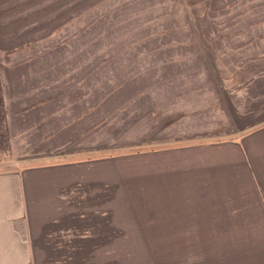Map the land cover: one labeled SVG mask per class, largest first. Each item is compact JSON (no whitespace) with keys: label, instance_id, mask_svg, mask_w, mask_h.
Returning a JSON list of instances; mask_svg holds the SVG:
<instances>
[{"label":"crops","instance_id":"1","mask_svg":"<svg viewBox=\"0 0 264 264\" xmlns=\"http://www.w3.org/2000/svg\"><path fill=\"white\" fill-rule=\"evenodd\" d=\"M249 74L198 89L196 128L147 150L0 169V264H124L141 248L264 264V65Z\"/></svg>","mask_w":264,"mask_h":264},{"label":"rangeland","instance_id":"2","mask_svg":"<svg viewBox=\"0 0 264 264\" xmlns=\"http://www.w3.org/2000/svg\"><path fill=\"white\" fill-rule=\"evenodd\" d=\"M119 1L127 5V0H105L94 13L70 22L59 12L56 20L63 27L56 35L45 37L46 28L34 35L41 38L38 43L10 53L2 50L11 140L10 150L0 154V169L55 161L72 151L78 158H116L147 150L161 138L178 136L185 125L196 128L193 107L206 105L198 89L207 92L231 79L242 83L249 72L264 65V0H189L191 9L186 0H148L141 7L130 5L111 13ZM103 11L115 17L88 32V25ZM43 20L34 22L37 28ZM3 22L0 17L3 49H13L29 37L25 23ZM107 29V36L102 35ZM15 79H20L21 91L11 84ZM24 83L47 88L25 99L54 101L49 108H39L33 120L29 114L16 115L22 102L10 100L23 92ZM179 116L188 119L178 121ZM43 134L47 137L42 140ZM134 240L131 245H149L146 239L145 244L142 238ZM123 252L124 264H143L127 259L142 250Z\"/></svg>","mask_w":264,"mask_h":264},{"label":"trees","instance_id":"3","mask_svg":"<svg viewBox=\"0 0 264 264\" xmlns=\"http://www.w3.org/2000/svg\"><path fill=\"white\" fill-rule=\"evenodd\" d=\"M105 0H0V17L5 20L3 22V26H7L10 24H17V23H25L24 27L25 29H29L30 31L28 32V38L24 43L21 42L19 46L13 47V49H3V47H0V53L2 50H4L6 53H10V51H18L23 48L30 47L31 45L38 43L41 38H36L34 37L35 34H42L49 30V33L45 37H53L56 35L58 30H60L63 25L61 23H58L57 19V14L59 12H64L66 16L68 17V21H72L73 19H78L81 18L82 15L84 14H92L96 11L99 5H101ZM59 3H62L59 5ZM122 2H118L117 8H113L111 13H116L115 10L118 8H127L130 5H135V7H141L140 5L145 3L149 4L150 1L148 0H127L126 6L124 4H120ZM182 4V3H181ZM186 7L188 9H191L192 4L189 0H186ZM59 5L57 10L53 9ZM14 6L13 10L12 8ZM147 8L148 10H153L155 6H149V7H144ZM15 12V13H11ZM13 16H11V14ZM137 14V13H136ZM34 15H37V17H32ZM115 17V15L109 14V11H103L99 15H96L93 19V22L90 23L87 27V31L91 32L95 29V27H100V24H109V22ZM40 18H44L42 25L37 28V25L39 23H34L38 21ZM33 19V20H31ZM12 20H15L14 22H11ZM31 20V21H30ZM7 21V24H6ZM30 21V22H29ZM68 22V23H69ZM30 23V24H29ZM65 25V24H64ZM102 29V28H100ZM95 31V30H94ZM109 32V29L104 31L102 35H106ZM44 38V37H43ZM96 41V40H95ZM10 50V51H9ZM32 61L34 64L37 63L36 60H32L31 58L29 59ZM28 60V62H29ZM2 61L0 58V154L7 152L10 150V132L8 128L9 124V117H10V108H9V103L7 100V93H6V86L3 81V75H2ZM20 79L12 81V85L16 87L17 91H21V83ZM40 85L37 84H30L24 83L23 87L24 90L23 92L16 93L13 95L12 99L10 100H19L22 103L21 109L15 111L16 115L18 114H29L30 117H32V120L34 119L36 113H38L40 109H45L46 107H50V103L54 102L53 98L45 97L42 98L40 97L39 99H25L24 96H29L31 94L36 95L39 94L40 91L46 92L47 88H44L43 83H39ZM28 85V86H27ZM43 89V90H42ZM20 96L19 98H16L15 96ZM15 97V98H14ZM14 113V114H15ZM42 113V110H41ZM40 113V114H41ZM52 114H49L48 117H50ZM31 120V121H32ZM35 122V121H34ZM33 122V123H34ZM50 136V135H49ZM135 250V249H131ZM136 250H142V253H135V254H129L127 259L129 258L131 262H142L143 264H158L159 262L163 261L166 262V264L171 261H176V264H181L184 255V251L178 249H161V248H142V249H136ZM193 256L195 254V251L192 253Z\"/></svg>","mask_w":264,"mask_h":264}]
</instances>
